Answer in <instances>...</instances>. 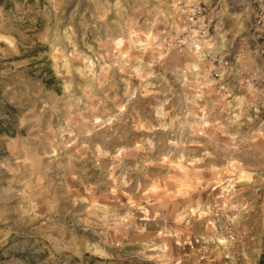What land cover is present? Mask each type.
Segmentation results:
<instances>
[{
  "label": "rangeland",
  "instance_id": "1",
  "mask_svg": "<svg viewBox=\"0 0 264 264\" xmlns=\"http://www.w3.org/2000/svg\"><path fill=\"white\" fill-rule=\"evenodd\" d=\"M177 1L0 0V264H259L258 91L184 78ZM204 1L252 75L250 25Z\"/></svg>",
  "mask_w": 264,
  "mask_h": 264
},
{
  "label": "built area",
  "instance_id": "2",
  "mask_svg": "<svg viewBox=\"0 0 264 264\" xmlns=\"http://www.w3.org/2000/svg\"><path fill=\"white\" fill-rule=\"evenodd\" d=\"M235 14L250 25V49L260 61L255 62L252 75H243L245 51L239 43L229 42L217 27H212L213 18H207L204 0H178L172 15L171 25L163 31L162 48L165 52L190 53L197 63L196 69L184 67L181 74L186 80H194L197 88L211 87L216 95L231 107L240 96L239 92L252 88L258 94L245 99L250 118L256 120L264 113V0H229L227 2ZM218 4V3H217ZM216 7V5H215ZM235 56L237 58L235 59ZM262 86V87H261Z\"/></svg>",
  "mask_w": 264,
  "mask_h": 264
},
{
  "label": "trees",
  "instance_id": "3",
  "mask_svg": "<svg viewBox=\"0 0 264 264\" xmlns=\"http://www.w3.org/2000/svg\"><path fill=\"white\" fill-rule=\"evenodd\" d=\"M259 264H264V255L261 256V258L259 260Z\"/></svg>",
  "mask_w": 264,
  "mask_h": 264
},
{
  "label": "bare ground",
  "instance_id": "4",
  "mask_svg": "<svg viewBox=\"0 0 264 264\" xmlns=\"http://www.w3.org/2000/svg\"><path fill=\"white\" fill-rule=\"evenodd\" d=\"M117 40V39H116ZM122 42V39L121 38H118L117 40V44H120ZM125 54V53H124ZM177 76V75H176ZM184 168V167H183Z\"/></svg>",
  "mask_w": 264,
  "mask_h": 264
}]
</instances>
